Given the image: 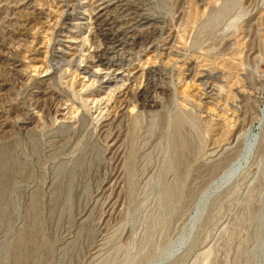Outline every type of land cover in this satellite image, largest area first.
<instances>
[{
    "label": "rangeland",
    "instance_id": "rangeland-1",
    "mask_svg": "<svg viewBox=\"0 0 264 264\" xmlns=\"http://www.w3.org/2000/svg\"><path fill=\"white\" fill-rule=\"evenodd\" d=\"M96 1L0 0V264H264V0Z\"/></svg>",
    "mask_w": 264,
    "mask_h": 264
},
{
    "label": "bare ground",
    "instance_id": "bare-ground-1",
    "mask_svg": "<svg viewBox=\"0 0 264 264\" xmlns=\"http://www.w3.org/2000/svg\"><path fill=\"white\" fill-rule=\"evenodd\" d=\"M80 2V1H79ZM132 3L129 1L128 2V4H124V7H123V12L128 16H130V15H133L134 17H135V19H136V21L137 22H144V24L145 23H148V22H150V20H148V18H146L142 13H140L139 12V9L138 8H135V6H132L131 5ZM112 2H111V0H99V1H96V4H95V6L93 7V8H91L90 9V11H89V13H90V21H91V23H93V22H99V23H101V24H105L106 23V21H105V19H106V16H107V13H108V11H109V9L112 7ZM117 5V4H116ZM24 6V5H23ZM91 6V5H90ZM82 8V7H81ZM86 8V7H85ZM121 8V7H120ZM63 11V10H62ZM61 11V12H62ZM65 13L66 12H64L63 13V15H62V17H63V21L64 20H66L65 19ZM57 15V14H56ZM52 18V17H51ZM55 21V20H54ZM58 21V20H57ZM131 21H134V20H131ZM68 22V21H67ZM128 23H129V21H127ZM58 23V22H57ZM56 23V24H57ZM134 23V22H133ZM151 23V22H150ZM143 24V23H142ZM58 25V24H57ZM147 25V24H146ZM52 26V25H51ZM91 26V25H90ZM131 26L132 25H130L129 24V28H127V30H125L124 31V33L126 34V36L127 35H129V36H127L126 37V42H125V44H128V43H132V42H135L137 39H140V37H138L139 35H137V34H133L132 32H134L133 30H131ZM135 26V25H134ZM54 27V26H53ZM133 27V26H132ZM54 28H56V27H54ZM116 28V27H115ZM57 29V28H56ZM58 31V30H57ZM101 31V30H100ZM103 31V30H102ZM101 31V32H102ZM132 31V32H131ZM60 33V32H59ZM110 34L111 33V31L110 30H107V31H104V32H102V35L105 37V36H108V35H105V34ZM122 34V31H119V30H115L114 32H113V34H111V38L112 37H114V35H117V34ZM124 34V35H125ZM51 36H52V34H51ZM56 37V36H55ZM52 37H50V39H51ZM111 38H107L106 37V40L108 41L109 39L112 41V39ZM145 38V37H144ZM151 39V38H150ZM48 40V39H47ZM52 40H53V38H52ZM51 40V41H52ZM86 40V39H85ZM167 40V39H166ZM115 41V40H114ZM139 41V40H138ZM84 42V41H83ZM143 42V41H142ZM87 43V42H86ZM136 43H138V42H136ZM135 43V44H136ZM141 43V42H140ZM139 43V44H140ZM161 43V42H160ZM134 44V45H135ZM143 44L144 45H146L149 49L150 48H155V46H154V44L153 43H151L150 41L148 42V40L147 39H145V41L143 42ZM99 45V44H98ZM97 45V46H98ZM120 45H117V46H115L114 48L115 49H117L118 47H119ZM128 46H132V44H129V45H127V47ZM96 47V46H95ZM127 47H125V48H127ZM133 47V46H132ZM139 47V46H138ZM98 48V47H97ZM106 48V47H105ZM135 48V47H134ZM121 49V48H120ZM152 49V50H153ZM96 50V49H95ZM124 49H122L121 51H123ZM148 50V49H147ZM90 51V50H89ZM97 51V50H96ZM100 52L98 53L99 55L97 56V61L93 64V67H91L93 70L95 69L96 71H94V72H92L91 71V75H89L90 77L92 76L93 78H95L96 80H102L103 79V81L104 80H107V82H113V83H117L118 82V80L119 81H121L122 80V78L121 77H117L115 74H113V72L111 71V69H113V65L110 63V60L107 58V55H108V50L107 49H105L104 51L102 50H99ZM168 51V50H167ZM48 52V51H47ZM50 52V51H49ZM61 52V51H60ZM63 52V51H62ZM119 52V51H118ZM117 52V53H118ZM130 52V51H129ZM52 53V52H51ZM54 53V52H53ZM120 53V52H119ZM125 53H128V51H125ZM54 55V54H53ZM60 55V54H59ZM97 55V54H96ZM55 57V56H54ZM77 57V56H76ZM64 58V57H63ZM58 60V62H62L63 63V60H62V57H60V58H58L57 59ZM56 60V61H57ZM65 64V63H64ZM68 64V63H67ZM72 65V64H71ZM54 66V65H53ZM67 66V65H66ZM73 66V65H72ZM58 67V66H57ZM61 67V69H62V66H60ZM59 68V67H58ZM118 68V67H117ZM60 69V68H59ZM49 70V69H48ZM110 70V71H109ZM129 70V69H128ZM98 71H105L106 73L105 74H103L104 76L102 77L101 76V78L100 77H98V76H96L97 74H98ZM67 72V71H66ZM81 72V71H80ZM99 72V73H100ZM115 73V72H114ZM208 73V72H207ZM24 74V73H23ZM101 74V73H100ZM128 74H129V72H128ZM87 75H88V73H87ZM207 76V75H206ZM202 77V76H201ZM92 78V79H93ZM209 78V77H208ZM214 79V78H213ZM201 80V79H200ZM199 80V81H200ZM93 81V80H92ZM97 81V82H98ZM203 81V80H202ZM122 82V81H121ZM208 82H206L205 84H207ZM124 84V83H123ZM202 84V83H201ZM113 85V84H112ZM200 85V84H199ZM204 85V84H203ZM68 87V86H67ZM213 87H215V86H213ZM216 88V87H215ZM214 88V89H215ZM219 88V87H218ZM220 89V88H219ZM223 89V88H222ZM204 91H207V94L208 95H212V93H215V92H213V89H212V87L210 88V87H207V85H205L204 86ZM220 91H221V89H220ZM223 91V90H222ZM241 91V90H240ZM224 92V91H223ZM242 92V91H241ZM217 94V93H216ZM221 94V93H220ZM223 94V93H222ZM138 95V94H137ZM136 95V96H137ZM205 95V94H204ZM237 96H238V98H241V93L240 92H238L237 93ZM205 97V96H204ZM207 97V96H206ZM214 97V96H213ZM222 97V96H221ZM218 98H220V97H218ZM236 99V98H235ZM237 100V99H236ZM66 101V100H65ZM83 101H84V99H83ZM252 101V100H251ZM66 103V102H65ZM239 103V102H238ZM254 103V102H253ZM238 106V105H237ZM126 107V106H125ZM236 107V106H235ZM234 107V104H233V106L231 107V108H233V110L236 112V108ZM228 108V107H227ZM230 108V109H231ZM238 108V107H237ZM9 111H7V110H1L0 111V117H6L5 115L8 113ZM222 112V111H221ZM226 111L224 110L223 111V113H225ZM222 114V113H221ZM228 115V114H227ZM225 116V115H224ZM233 116V115H232ZM263 115L262 114H260L259 115V118L261 119V117H262ZM226 118V117H225ZM234 118V117H233ZM75 119V118H74ZM228 119V118H227ZM230 119V118H229ZM243 119V118H242ZM178 121H176V129H175V133H174V137H173V145L175 146V148H174V151H175V153L174 154H176V156L177 157H175V156H173V159H171L172 161H171V164L172 165H170V170H172L173 172H174V174L176 175V176H179V174L178 173H180V172H178V169H179V167L180 166H178V157H179V151H180V146H179V138H178V131H179V128L184 124V121L185 120H183V119H181L180 117L177 119ZM231 120V119H230ZM244 120V119H243ZM231 122V121H230ZM258 122H260V120L258 121ZM28 124L29 123H27V124H25V127L24 128H27L28 127ZM237 124V123H236ZM264 124V123H263ZM185 125V124H184ZM0 128L1 129H4L5 128V123H4V121H2V123H0ZM183 128V127H182ZM104 129V128H103ZM251 139V138H250ZM248 146H250V145H248ZM179 152V153H178ZM174 154H172V155H174ZM213 154V153H212ZM1 155V154H0ZM2 156V155H1ZM172 158V157H171ZM8 161V160H7ZM179 161H180V159H179ZM6 164H8L7 162H6ZM0 178H1V180H3L4 179V175L2 174L1 176H0ZM178 187H176V189H177ZM176 189L175 188H171V189H168L167 191H166V199H165V202L166 201H169V199H170V197H172L173 195L175 196L177 193V191H176ZM179 190V189H178ZM178 195H179V193H178ZM177 195V196H178ZM173 196V197H174ZM167 198H168V200H167ZM177 197H174V198H171V199H176ZM179 198V197H178ZM177 198V199H178ZM170 199V200H171ZM171 201H175V200H171ZM167 203V202H166ZM168 204V206H169V202L167 203ZM171 204V203H170ZM166 206V205H165ZM170 207V206H169ZM168 209H170V208H168ZM167 209V210H168Z\"/></svg>",
    "mask_w": 264,
    "mask_h": 264
}]
</instances>
